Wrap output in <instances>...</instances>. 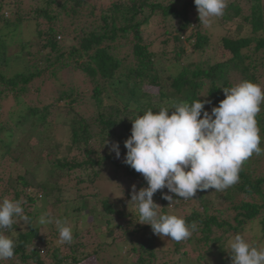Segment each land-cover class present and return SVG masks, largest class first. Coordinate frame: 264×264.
Masks as SVG:
<instances>
[{
	"label": "trees",
	"instance_id": "1",
	"mask_svg": "<svg viewBox=\"0 0 264 264\" xmlns=\"http://www.w3.org/2000/svg\"><path fill=\"white\" fill-rule=\"evenodd\" d=\"M24 1L27 6L35 5L26 14L22 12ZM96 1L100 0H0V101L18 106L46 72L51 80L68 69L81 75L90 89L87 98L73 85L59 90L52 103L10 112L6 122L1 121L0 103V201H24L22 207L30 220L17 219L13 224L15 255L0 264H82L87 260L95 264H183L189 257L196 264H208L211 259L232 264L230 249L228 253L223 246L235 234L247 240V232H252L247 226L253 222L264 247V154H253L244 161L239 182L217 191L214 200L209 196L211 189L198 191L189 200L173 194L171 205L161 196V192L168 194L166 188L154 194V202L164 213L188 210L183 217L196 230L181 242L159 237L149 225L138 223L131 192L125 195L128 206L123 200L115 206L95 192L108 167L117 179L130 180L137 190L147 186L142 174L123 163L124 141L131 135L132 121L146 110L207 99L211 104L204 107L211 112L225 98L223 89L245 80L264 89V0H228L224 15L214 18V27L237 24L236 31L247 27L243 34L227 30L219 38L214 49L222 51L219 61L204 57L210 36L199 23L194 0H116L106 9ZM25 23L34 27L38 50L28 53L27 43L22 42L20 53L9 56V45ZM153 25L161 30L155 40L144 34ZM189 53L199 54V59L188 60ZM18 65L21 69L16 70ZM59 110L68 140L66 155L61 157V145L51 133L49 120ZM256 119L264 149V103ZM20 128L26 129L27 139L16 156H11ZM112 142L119 144V159L110 151ZM39 145L50 149L41 151ZM4 161L10 168L20 166L23 173L5 172ZM41 163L48 168L46 178L27 179ZM51 207L64 211L58 219L69 210L75 214L71 244H55L56 226L47 225V232H40L38 219ZM94 211L102 214L104 227L99 229L102 234L97 242L86 243L78 225ZM163 238L168 246L162 244Z\"/></svg>",
	"mask_w": 264,
	"mask_h": 264
},
{
	"label": "clouds",
	"instance_id": "2",
	"mask_svg": "<svg viewBox=\"0 0 264 264\" xmlns=\"http://www.w3.org/2000/svg\"><path fill=\"white\" fill-rule=\"evenodd\" d=\"M199 23L210 28L214 18L224 15L228 0H194ZM225 98L211 112L205 110L210 100L179 102L172 108L146 110L132 121L131 135L124 141L127 150L123 163L142 174L146 187L131 186V202L136 207L138 223L149 225L159 237L181 242L191 237L195 224L183 216L164 213L154 202L158 190L189 200L198 191H223L239 182L241 167L253 154L260 156L261 136L256 117L264 103V89L248 80L223 89ZM201 96V97H206ZM171 110V111H170ZM108 143L106 140L103 146ZM110 151L120 158L119 144ZM162 199L173 203V196L161 192ZM24 201H0V261L15 255L13 224L17 219L30 223L22 207ZM40 226L55 224L58 243L73 242V225L45 212ZM232 264H264V247L250 243L242 234L228 240Z\"/></svg>",
	"mask_w": 264,
	"mask_h": 264
},
{
	"label": "rangeland",
	"instance_id": "3",
	"mask_svg": "<svg viewBox=\"0 0 264 264\" xmlns=\"http://www.w3.org/2000/svg\"><path fill=\"white\" fill-rule=\"evenodd\" d=\"M116 2V0H100V1H96L94 3L97 4V6L99 8H103L106 9L108 8L112 2ZM35 5L32 3L31 5L27 6V2L24 1L23 4V8H22V12L24 14H26L30 9L33 8ZM98 8V9H99ZM8 15V12H4ZM238 22V20L236 21V23ZM68 23V22H67ZM27 24L25 23L24 25H22L21 29L19 32H17V34L13 37V41L11 42V44L9 45V52L8 55L9 56H15L18 55L20 53V47H21V43L25 42L26 44V50L28 53L34 54L37 52L38 50V45L37 43L34 41V27L32 26V24L26 26ZM66 25V24H65ZM217 25V24H216ZM227 25V27L225 29L221 28L220 26L218 27H214L215 25L212 24V26L210 28H206L207 30V34L210 36V44H209V48L207 49L206 53L204 54L205 58H211L212 60H222V51L221 50H217L215 51L214 49L216 48V43L219 40L220 37L225 36L227 33V30H230L231 32H241L243 34V32H245V30H247V27H244L245 29H241V31H236V25L235 24H231ZM214 27V28H212ZM147 30H145L144 34L149 37L151 40H155L157 37H159V34L161 33V30L156 26L153 25L151 28H146ZM205 30V29H204ZM235 34V33H233ZM191 52V49L188 51ZM189 58L188 60L190 61H195L199 59V54L197 53H189ZM161 61V60H160ZM21 69V66H17L16 70ZM15 70V66L10 68V71H14ZM171 72V71H170ZM172 72H174L172 70ZM47 72L44 75V80H40L36 83H34L32 85V87H30V89H28V93L27 95H25L24 97H22L20 99V105H15L13 102L10 101H0V103L3 106V111H2V117H1V121L6 122V120H8V115H10V112L13 113H18L19 110H22L25 106H35V107H42L46 104H50L52 103L56 97L57 94L59 92V90H68L69 87H71L72 85L75 87H79L80 90L86 94V97L90 94V89L89 86L87 84L84 83V80L82 78L81 75H79L78 73H74L72 72L71 69L68 70H64L61 74H58L57 77L55 79H49L47 76ZM145 91H151L154 92L153 90H150L149 88H145ZM88 102V101H87ZM90 103V102H88ZM84 109V108H83ZM12 113V114H13ZM14 115V114H13ZM50 119L52 122V127H51V133L54 135L55 140L57 143H59L61 146L59 148V153L58 156H64L66 155V149L65 146L68 143L67 140V129L61 125V122L63 120V118L61 117V111H53L50 115ZM54 116V118H52ZM26 134V129L25 128H20L17 130V132L15 133L14 136V140H15V146L13 144V148L10 150L11 151V156H16L17 151L19 150V148L22 146L23 142L27 139V137H25L24 135ZM27 136V134H26ZM41 144H43L41 142ZM39 150L41 151H46L47 149L49 150V146L45 145V146H41L39 145ZM7 165L5 168V172H9L11 171V173L13 175L15 174H22L23 170L21 169L20 166H12L11 168L8 167V161H4L3 162V166ZM10 165V164H9ZM2 165H0V173L3 172ZM113 169L111 167H108L107 170H105L100 178L97 181V187H96V191H99L100 194L103 197H108L111 202L116 206L121 205L119 203V201L123 200V201H127L125 199V195L129 192H131V186L133 185V183L130 180L127 179H121V177H118V179L114 176L113 174ZM48 173V168L46 166L45 163H41V165L38 167H36V169H34V172L31 173V175L26 176L27 179H35L37 182L43 180L44 178H46ZM2 178V177H1ZM4 180H6V176L3 177ZM110 178V180L108 181V179ZM117 179V180H116ZM5 184V183H4ZM0 190H2V184L0 183ZM167 190V188H166ZM210 190V189H209ZM212 191V189L210 190ZM35 192V191H34ZM167 193L170 195H173L172 193H169L167 190ZM217 191L213 190L210 193V197L213 198V200L215 199V197H217ZM79 201L76 202V204ZM129 205L130 202H124L125 205L127 204ZM127 205V206H128ZM88 206L89 208H92L93 205V201L90 200L88 202ZM87 206V207H88ZM46 212H52L55 216V218H61V215L63 214V210L60 207H51L49 209H46ZM170 213L173 214H177L179 216H184L186 213H188V210H182L179 208L173 209ZM74 213L71 212V210H69L65 216L61 219L62 221L68 223V224H72L73 227L77 226L75 224V222L73 221L74 218ZM104 218L102 217V214L99 211H94L92 213L89 214L87 221L82 224V225H78L79 230H82V235L84 236L85 242H97L98 241V236H101V228L104 227ZM252 226H247V229L250 230V228L252 229L251 231L247 232V240L250 243H253L254 245L258 246V247H263V245L259 242V227L257 226L256 222L252 223ZM52 226H55V224H52ZM39 230L42 234H45L47 232V226H40L39 225ZM98 234H95L96 232H98ZM250 232V235H249ZM58 239L59 237H57L56 239H54L55 244H59L58 243ZM252 241V242H251ZM162 244L164 246H168V240L163 238L162 239ZM224 250L226 252L229 253V247L228 244L223 246ZM193 257V256H192ZM131 260H133V257L131 258ZM187 263H183V264H196L195 262L192 261L191 257H189V259L187 258ZM82 264H95V262L91 261V260H87L85 262H83ZM129 264V263H126ZM208 264H219V261L216 259H211L209 260Z\"/></svg>",
	"mask_w": 264,
	"mask_h": 264
}]
</instances>
